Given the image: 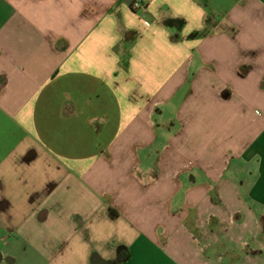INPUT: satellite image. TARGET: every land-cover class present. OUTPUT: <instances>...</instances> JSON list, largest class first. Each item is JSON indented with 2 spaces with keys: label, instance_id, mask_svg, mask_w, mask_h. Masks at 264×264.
Instances as JSON below:
<instances>
[{
  "label": "crops",
  "instance_id": "obj_1",
  "mask_svg": "<svg viewBox=\"0 0 264 264\" xmlns=\"http://www.w3.org/2000/svg\"><path fill=\"white\" fill-rule=\"evenodd\" d=\"M263 218L264 0H0V264H264Z\"/></svg>",
  "mask_w": 264,
  "mask_h": 264
},
{
  "label": "trees",
  "instance_id": "obj_2",
  "mask_svg": "<svg viewBox=\"0 0 264 264\" xmlns=\"http://www.w3.org/2000/svg\"><path fill=\"white\" fill-rule=\"evenodd\" d=\"M128 253L127 251H121L117 257L110 263V264H122V262L127 258Z\"/></svg>",
  "mask_w": 264,
  "mask_h": 264
},
{
  "label": "rangeland",
  "instance_id": "obj_3",
  "mask_svg": "<svg viewBox=\"0 0 264 264\" xmlns=\"http://www.w3.org/2000/svg\"><path fill=\"white\" fill-rule=\"evenodd\" d=\"M235 171H229V174H234ZM250 181V180H248ZM214 221L213 222H216L217 223V218L213 219ZM262 224L264 225V218H263V221H262ZM259 238H264V233H262Z\"/></svg>",
  "mask_w": 264,
  "mask_h": 264
},
{
  "label": "built area",
  "instance_id": "obj_4",
  "mask_svg": "<svg viewBox=\"0 0 264 264\" xmlns=\"http://www.w3.org/2000/svg\"><path fill=\"white\" fill-rule=\"evenodd\" d=\"M135 7L136 8H141V7H143V3H141V1H137L135 4ZM2 233V229L0 228V234Z\"/></svg>",
  "mask_w": 264,
  "mask_h": 264
}]
</instances>
